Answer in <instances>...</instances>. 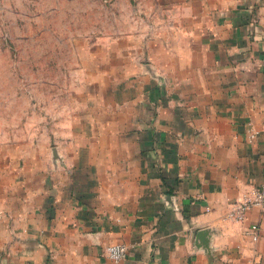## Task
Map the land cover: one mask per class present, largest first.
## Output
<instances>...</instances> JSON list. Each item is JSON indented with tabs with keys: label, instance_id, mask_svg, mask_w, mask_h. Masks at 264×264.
<instances>
[{
	"label": "crops",
	"instance_id": "crops-1",
	"mask_svg": "<svg viewBox=\"0 0 264 264\" xmlns=\"http://www.w3.org/2000/svg\"><path fill=\"white\" fill-rule=\"evenodd\" d=\"M135 19L53 129L0 148V264H114L113 243L116 264H264V208L228 216L264 183V0Z\"/></svg>",
	"mask_w": 264,
	"mask_h": 264
},
{
	"label": "rangeland",
	"instance_id": "rangeland-1",
	"mask_svg": "<svg viewBox=\"0 0 264 264\" xmlns=\"http://www.w3.org/2000/svg\"><path fill=\"white\" fill-rule=\"evenodd\" d=\"M137 14L138 0H0V148L23 153L53 129Z\"/></svg>",
	"mask_w": 264,
	"mask_h": 264
},
{
	"label": "built area",
	"instance_id": "built-area-1",
	"mask_svg": "<svg viewBox=\"0 0 264 264\" xmlns=\"http://www.w3.org/2000/svg\"><path fill=\"white\" fill-rule=\"evenodd\" d=\"M252 207L264 208V183L253 191L246 193L241 200L235 202L228 216L230 219L242 221L246 211ZM259 230V226L254 223L247 228V233L253 240H256L259 237ZM127 250L125 244L113 243L107 247L106 252L112 263L116 264L126 257Z\"/></svg>",
	"mask_w": 264,
	"mask_h": 264
}]
</instances>
